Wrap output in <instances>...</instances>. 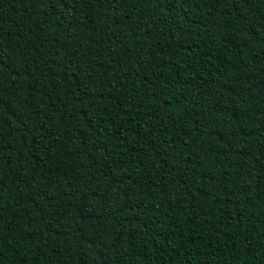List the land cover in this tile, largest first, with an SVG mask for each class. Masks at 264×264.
<instances>
[{"label": "trees", "instance_id": "1", "mask_svg": "<svg viewBox=\"0 0 264 264\" xmlns=\"http://www.w3.org/2000/svg\"><path fill=\"white\" fill-rule=\"evenodd\" d=\"M0 264H264V0H0Z\"/></svg>", "mask_w": 264, "mask_h": 264}]
</instances>
